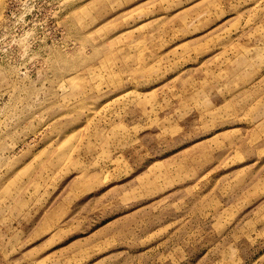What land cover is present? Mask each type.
Listing matches in <instances>:
<instances>
[{
    "label": "rangeland",
    "instance_id": "rangeland-1",
    "mask_svg": "<svg viewBox=\"0 0 264 264\" xmlns=\"http://www.w3.org/2000/svg\"><path fill=\"white\" fill-rule=\"evenodd\" d=\"M0 264H264V0H0Z\"/></svg>",
    "mask_w": 264,
    "mask_h": 264
}]
</instances>
